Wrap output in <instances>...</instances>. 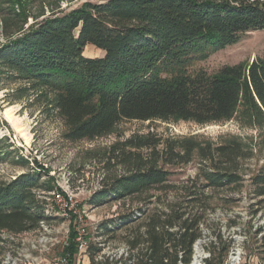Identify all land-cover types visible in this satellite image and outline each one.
Masks as SVG:
<instances>
[{
    "label": "trees",
    "instance_id": "obj_1",
    "mask_svg": "<svg viewBox=\"0 0 264 264\" xmlns=\"http://www.w3.org/2000/svg\"><path fill=\"white\" fill-rule=\"evenodd\" d=\"M24 2L11 0L10 9H0L10 17L0 42V81L23 83L15 90L17 98L35 92L50 96L47 104L62 122L65 140H93L128 120L208 124L239 114L248 125H264V57L246 66L224 65L212 75L190 71L197 61L236 43L241 34L264 30V0L84 1L69 10L55 8L36 16L25 11ZM88 45L102 55H83ZM1 142L2 156L12 157L27 171L0 182V233L19 234L38 228L41 221L48 224L51 216L45 214L44 197L60 188L34 158H24L5 137ZM105 153L102 169L120 171L101 179L86 200L89 207L127 198L159 202L161 192H175L166 210L154 208L128 220L135 216L130 211L96 228L94 237H101V242L124 230L123 243L135 250L131 264L188 263L208 207L205 191L239 188L244 181L241 161L252 155L237 139L198 143L151 133L116 141ZM193 158L198 163L194 177L177 187L170 168ZM249 183L253 195L264 198V160ZM86 235L85 253L93 264L101 246ZM75 237L70 224L61 249L64 264H76ZM5 247L0 237V262ZM227 247L211 244L206 264H220ZM118 263L128 261L104 262Z\"/></svg>",
    "mask_w": 264,
    "mask_h": 264
},
{
    "label": "rangeland",
    "instance_id": "obj_2",
    "mask_svg": "<svg viewBox=\"0 0 264 264\" xmlns=\"http://www.w3.org/2000/svg\"><path fill=\"white\" fill-rule=\"evenodd\" d=\"M10 1L0 0V9H10ZM84 1L100 0H25L23 6L25 11L36 16L46 15L55 8L69 10ZM9 18L6 12L0 11V42L4 40V24L5 21L8 23ZM31 21V18H28L27 23ZM83 55L97 57L102 55V51L88 45L84 48ZM263 57L264 30L248 31L241 34L236 43L197 61L190 71L201 69L212 75L224 65L242 63L246 66L254 58ZM0 78L3 79L1 75ZM21 85H23L21 82L0 81V138L5 137L9 144L18 148L19 154L24 158L30 161L34 158L37 164L48 170L56 186L61 190H53L61 194V200H58L52 191L44 197L45 214L51 218L45 225V238L39 252L33 251L24 257L27 253L24 249L35 239L32 236L25 237L5 231L0 233V237L6 240L5 249H10L14 264H64L60 262L61 249L70 224H73L76 233L78 219L83 221L85 235H89L91 240L96 242L94 237L96 228L105 220L118 219L130 211L135 216H145L154 208L166 210L168 204L175 199V192L171 190L165 194L161 192L159 202L154 198L149 199L150 201L127 198L124 202L113 201L100 207H89L86 204V200L99 186L103 177L114 170L120 171L119 168L108 172L102 169L108 148L116 141L147 133L163 139L192 138L198 143L219 144L237 139L245 148L252 151L251 157L241 161L244 181L239 188L205 191L208 207L205 208L203 215L206 220L204 236L208 245L216 240V247L219 248L228 245L226 239L231 235V228L236 226L249 236L245 244L246 253L258 257L264 255V242H260L257 232L251 230L252 220H249V216H258L257 222H264V198L255 197L249 183V176L264 160V125H248L239 114L227 121L208 124L182 120H128L121 121L105 136L69 142L62 137L64 131L62 122L47 104L50 96H38L35 94L38 92H35L17 98L15 90ZM3 145L1 142L0 148ZM197 166V158H193L182 167L170 168L174 172L170 179L177 187L184 185L194 177ZM22 171H27V168L21 167L12 157L2 156L0 153V182L7 181ZM135 212H140L141 215H136ZM123 232L124 230L118 231L114 239L107 241L112 250L121 248L124 242ZM218 232L223 234L221 241L215 238ZM87 259L89 260L85 249L79 250L76 264H83V261L86 263Z\"/></svg>",
    "mask_w": 264,
    "mask_h": 264
},
{
    "label": "built area",
    "instance_id": "obj_3",
    "mask_svg": "<svg viewBox=\"0 0 264 264\" xmlns=\"http://www.w3.org/2000/svg\"><path fill=\"white\" fill-rule=\"evenodd\" d=\"M53 195H56L58 200H61V194L59 192L52 191ZM71 199V198H70ZM69 199V200H70ZM63 201V199H62ZM136 215H139L137 212H135ZM142 216H129L128 220H136L138 218H141ZM258 216H249V220L251 219L252 228L251 230L254 232H257V236L260 237V242H264V222H257ZM83 221L81 219H78L76 222V242H78V248L79 250L85 249L87 247V241L85 239V228L83 226ZM263 222V224H262ZM206 220L203 219L198 223V229L200 231V235L194 240L192 243V255L191 259L188 263H184L181 260H178L177 264H206V260L211 258V244L216 246V240L211 242L209 245L206 243L205 239V226ZM46 223L44 221H41L39 223V227L33 230L25 231L23 233H19L16 235H23L25 237H33L35 238L33 241L30 242V244L24 249L27 250V253L24 257H27L30 255L33 251H38L39 248L42 246L41 243L44 242L45 234L44 229L46 228ZM176 229V228H175ZM224 229V228H223ZM223 232V231H222ZM68 233V231H67ZM221 237H223V234L218 232ZM229 238L226 239V242L228 243L227 252L223 259V261L220 264H264V255L262 257H258L257 255H248L245 250V244L248 242L249 236L245 233V231L241 232L240 229L236 228L234 226L231 228V235L228 236ZM217 239V236H215ZM96 242L99 246H101V250L95 255L94 257V263L93 264H104V262L110 261L115 262L118 260H127L128 264H131V260H129L130 253L135 252L129 250L128 246L125 243L121 244V248L114 249L109 246L108 242H101V237L95 238ZM66 241V240H65ZM65 245V242L63 246ZM10 250V249H9ZM9 250L4 251L2 255V259L0 264H14V259L11 256V252ZM179 258L181 257V252H179ZM61 263H64V259L61 258ZM119 264V263H118Z\"/></svg>",
    "mask_w": 264,
    "mask_h": 264
},
{
    "label": "crops",
    "instance_id": "obj_4",
    "mask_svg": "<svg viewBox=\"0 0 264 264\" xmlns=\"http://www.w3.org/2000/svg\"><path fill=\"white\" fill-rule=\"evenodd\" d=\"M83 264H89V260L87 259V262L85 263L84 261L82 262Z\"/></svg>",
    "mask_w": 264,
    "mask_h": 264
},
{
    "label": "bare ground",
    "instance_id": "obj_5",
    "mask_svg": "<svg viewBox=\"0 0 264 264\" xmlns=\"http://www.w3.org/2000/svg\"><path fill=\"white\" fill-rule=\"evenodd\" d=\"M7 118H9V117H7Z\"/></svg>",
    "mask_w": 264,
    "mask_h": 264
}]
</instances>
